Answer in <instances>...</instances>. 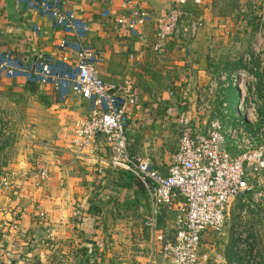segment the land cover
<instances>
[{"label": "crops", "instance_id": "1", "mask_svg": "<svg viewBox=\"0 0 264 264\" xmlns=\"http://www.w3.org/2000/svg\"><path fill=\"white\" fill-rule=\"evenodd\" d=\"M179 1L200 18L196 37L186 48L185 35L168 39L158 57L117 25L115 16L129 8L146 10L150 20L142 31L152 41L157 18L179 5L177 0H132L127 6L121 0H64L67 9L89 24L85 43L102 53L97 67L102 79L138 97L128 109L130 151L162 173L178 141L176 112L193 115L196 91L200 95L198 74L211 58L239 60L257 28L258 14L264 18V0ZM105 9L109 16L102 15ZM63 37L44 15L19 0H0L1 52L10 50L27 61L40 54L57 56ZM249 78L260 80L262 75ZM87 104L77 96L61 102L48 87L32 90L22 79L0 77V116H8L9 132L19 134L0 142V264H170L143 226L148 214L143 186L127 172L106 165L102 140L80 151L61 139L86 115ZM32 159L48 164V178L40 187L25 179L35 169ZM159 221L171 235L173 213L161 211ZM13 222L21 235L13 232ZM47 228L56 243L52 250L43 238ZM231 234L228 225L221 234L204 235L199 250L211 264H238Z\"/></svg>", "mask_w": 264, "mask_h": 264}, {"label": "built area", "instance_id": "2", "mask_svg": "<svg viewBox=\"0 0 264 264\" xmlns=\"http://www.w3.org/2000/svg\"><path fill=\"white\" fill-rule=\"evenodd\" d=\"M19 1L26 9L44 15L63 33L57 44L61 54H40L27 61L10 50L0 51V77L48 87L61 102L77 96L88 103L86 115L77 119L61 139L80 151L102 140L107 149L106 165L127 172L143 186L148 196L143 226L158 252L170 264H208V254L199 250L201 241L207 232L223 233L238 204L237 218L229 225L233 251L245 257L246 264H263L259 240L264 243V88L238 89V101L231 102V112L225 103L214 110L209 101L203 102L202 91L198 90L199 110L208 115L198 121L189 112H176L178 141L170 165L162 173L130 151L128 109L138 97L127 89L120 91L99 75L102 53L86 46L90 29L87 21L67 9L64 0ZM121 1L126 6L132 2ZM177 2L179 5L157 18L152 41L142 31L150 20L146 10L129 8L128 13L115 16V22L159 57L170 38L185 35L184 48L189 46L200 25L194 11ZM257 6L253 4V11H258ZM102 15L109 16V10H103ZM258 19L241 58L247 65L258 55L264 58V18L258 14ZM167 94L173 96L174 91L169 89ZM47 178V161L26 177L35 187ZM163 210L174 215L171 235L164 233L159 221ZM38 216L46 218L44 213ZM11 228L18 235L23 233L17 222ZM53 237L47 228L43 238L50 250L56 245Z\"/></svg>", "mask_w": 264, "mask_h": 264}, {"label": "rangeland", "instance_id": "3", "mask_svg": "<svg viewBox=\"0 0 264 264\" xmlns=\"http://www.w3.org/2000/svg\"><path fill=\"white\" fill-rule=\"evenodd\" d=\"M185 41V39H184ZM236 61H230L228 59L225 58H221L220 60H215L212 59L210 60V62H208V64L205 66V68L201 71V73H199L198 75H201V82H200V87L199 89L202 90V94L201 97L203 99V102H208L209 104H212L213 109L218 111V109L220 108L219 104H228V99L231 96V93H233L234 91L232 90L233 88L236 89H240L241 91H245V87L247 86V83H251L254 84V86L257 89H262L264 88V82L262 83L261 79H250L248 80V76L246 75H264V58L260 59V55L256 56L254 59H252L250 65H247L249 67V69L251 71H248L247 69L244 70L242 68L239 67V64L236 63ZM244 77H247V80L243 79ZM197 87V86H195ZM251 88V86H247V90H249ZM243 91V92H244ZM237 95V93H236ZM238 96L237 95V99L233 102L235 104V102L238 101ZM199 97L200 95L198 94V92L196 91L195 93V98H194V112H193V118L194 119H198V121H200V119H205L207 117L208 114L206 113H201L200 112V106H201V102L199 101ZM211 102V103H210ZM10 118H8V116H0V142L3 141L4 139L7 138L10 139V141L15 140L16 137L19 136L18 133L16 132H9L8 130V121ZM4 148V146L0 145V149ZM6 149V148H5ZM3 150V149H2ZM34 159L36 158V156L34 155L33 157ZM34 164L35 160L33 161V159L31 160ZM42 161H37L35 162V169L37 167V165L39 163H41ZM35 169L32 171V173L35 171ZM26 175V177L30 176ZM29 180V179H26ZM2 181L4 184H6L7 177H5L3 175ZM46 181V180H45ZM43 181V182H45ZM43 182L41 184H43ZM40 184V185H41ZM239 208V205L236 204V207L233 209V211L231 212L230 215V221H228V225H230L236 218H237V210ZM230 222V223H229ZM228 227V226H227ZM226 227V228H227ZM229 229L231 231V228L229 226ZM225 230V229H224ZM262 240H259V244H260V248H264V243L262 242ZM48 247V246H47ZM235 255V262L238 264H246V259L245 257H242L240 255H237L236 253H234ZM260 260L262 261V263L264 264V254H260L259 255ZM211 259L209 257L208 260V264H211ZM242 262V263H241Z\"/></svg>", "mask_w": 264, "mask_h": 264}, {"label": "trees", "instance_id": "4", "mask_svg": "<svg viewBox=\"0 0 264 264\" xmlns=\"http://www.w3.org/2000/svg\"><path fill=\"white\" fill-rule=\"evenodd\" d=\"M241 58H242V56L240 58H238L239 59L238 61H236V63L239 64V67L242 68V69H244V70L247 69L248 71H251L249 69V67L246 64L243 63V61H242ZM261 80H262V78H261ZM30 87H31L32 90H35V87H37V86L36 85H30ZM232 90L234 92L231 93V96L229 97L228 102H227L228 104H226V108L230 112H231V102L234 101V100H236V93L238 95V89L233 88ZM219 106H221V105L219 104Z\"/></svg>", "mask_w": 264, "mask_h": 264}]
</instances>
